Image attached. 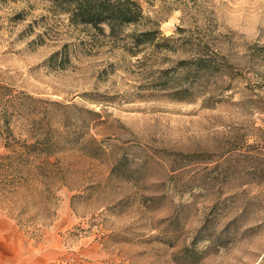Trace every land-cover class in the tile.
<instances>
[{
	"label": "rangeland",
	"instance_id": "374dc122",
	"mask_svg": "<svg viewBox=\"0 0 264 264\" xmlns=\"http://www.w3.org/2000/svg\"><path fill=\"white\" fill-rule=\"evenodd\" d=\"M133 1L0 0V264H264V0Z\"/></svg>",
	"mask_w": 264,
	"mask_h": 264
},
{
	"label": "trees",
	"instance_id": "16d2710c",
	"mask_svg": "<svg viewBox=\"0 0 264 264\" xmlns=\"http://www.w3.org/2000/svg\"><path fill=\"white\" fill-rule=\"evenodd\" d=\"M58 10L66 14L69 21L80 25H90L102 31L106 26L110 34H115L120 28L136 24L142 19V12L136 1L133 0H50ZM135 44L151 42V31L132 36ZM206 69L205 66H202ZM201 68V69H202ZM32 147V145L26 146Z\"/></svg>",
	"mask_w": 264,
	"mask_h": 264
}]
</instances>
